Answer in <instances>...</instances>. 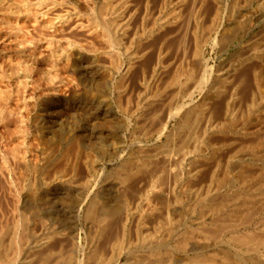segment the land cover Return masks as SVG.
Wrapping results in <instances>:
<instances>
[{"label": "rangeland", "instance_id": "1", "mask_svg": "<svg viewBox=\"0 0 264 264\" xmlns=\"http://www.w3.org/2000/svg\"><path fill=\"white\" fill-rule=\"evenodd\" d=\"M263 243L264 0H0V264Z\"/></svg>", "mask_w": 264, "mask_h": 264}, {"label": "bare ground", "instance_id": "2", "mask_svg": "<svg viewBox=\"0 0 264 264\" xmlns=\"http://www.w3.org/2000/svg\"><path fill=\"white\" fill-rule=\"evenodd\" d=\"M261 231H262V230H261ZM250 233H251V232H250ZM255 233H257V232H255ZM261 233H262V232H261ZM243 235H244V234H243ZM249 235H250V234H249ZM249 235H244V236L247 237V236H249ZM261 235H262V234H261ZM237 237H238V236H237ZM254 237L256 238V236H253V235L251 236V235H250L249 238H247V239L244 237L245 239L242 238V239H238V240H239V243H241V244H244V245H247V246H251L252 249H251V248H250V249L253 251V247L256 248L257 245H259V243H261L259 239H254ZM239 238H240V237H239ZM234 239H235V238H234ZM235 241H236V240H235ZM255 241H256V242H255ZM233 242H234V241H233ZM236 242H237V241H236ZM258 242H259V243H258ZM261 244H262V243H261ZM263 244H264V243H263ZM237 245H238V244H237ZM255 246H256V247H255ZM235 248H236V247H235ZM250 249H249V250H250ZM256 249H257V248H256ZM235 251H237V249H235ZM238 251H240V249H239ZM224 252H225V251H224ZM249 252H250V251H249ZM240 253H241V252H240ZM246 253H247V252H246ZM246 253H245V254H246ZM236 254H237V252H236ZM236 254H234V255H236ZM231 255H232V254H231ZM220 256H221V255H220ZM239 256H241V255L239 254ZM262 256H263V255H262ZM219 258H220V257H219ZM219 258H217V259L219 260ZM238 258H239V257H238ZM241 258H243V256H242ZM244 258H245V257H244ZM244 258H243V259H244ZM248 258H249V257H248ZM220 259H223V258H220ZM224 259H225V258H224ZM260 259H261V258H260ZM211 260H212V259H211ZM218 260H217V261H218ZM227 260H228V259H227ZM229 260L231 261V259H229ZM241 260H242V259H241ZM250 260H251V259H250ZM4 261H5V260H4ZM223 261H224V260H221L222 264H223ZM230 261H229V263H230ZM244 261H245V260H244ZM252 261H253V260H252ZM221 262H220V263H221ZM224 262H225V261H224ZM231 262H232V261H231ZM235 262H236V261H235ZM237 262H238V261H237ZM258 263H259V262H258ZM259 264H260V263H259Z\"/></svg>", "mask_w": 264, "mask_h": 264}]
</instances>
